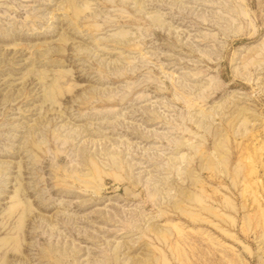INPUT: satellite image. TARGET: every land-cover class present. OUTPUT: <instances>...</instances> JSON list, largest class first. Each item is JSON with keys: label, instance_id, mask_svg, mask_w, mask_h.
<instances>
[{"label": "rangeland", "instance_id": "1", "mask_svg": "<svg viewBox=\"0 0 264 264\" xmlns=\"http://www.w3.org/2000/svg\"><path fill=\"white\" fill-rule=\"evenodd\" d=\"M0 264H264V0H0Z\"/></svg>", "mask_w": 264, "mask_h": 264}]
</instances>
